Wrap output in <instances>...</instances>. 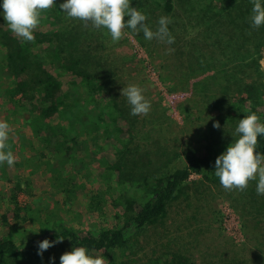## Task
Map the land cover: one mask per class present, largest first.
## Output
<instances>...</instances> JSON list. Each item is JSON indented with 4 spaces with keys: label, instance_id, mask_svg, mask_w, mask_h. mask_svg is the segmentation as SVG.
<instances>
[{
    "label": "trees",
    "instance_id": "obj_1",
    "mask_svg": "<svg viewBox=\"0 0 264 264\" xmlns=\"http://www.w3.org/2000/svg\"><path fill=\"white\" fill-rule=\"evenodd\" d=\"M61 2L56 0V5L41 12L32 41L18 37L0 16V120H6L13 133L3 150H10L17 158L12 167L0 164V204L6 205L0 214V264L14 259L47 264L53 246L42 255L37 254L38 242L45 237L62 236L63 240L56 244L70 249L83 245L92 255L125 251L147 227L167 217L170 206L183 196L193 176L221 185L214 174L215 159L221 153L209 144L201 151L187 153L182 161L172 160L159 167L152 162L139 165L141 154L131 146L138 115L130 114L131 106L118 91L116 74L107 71L111 62L94 48L93 43L99 39L92 41L95 33L86 26H59L65 15L59 9ZM233 7L238 11L236 16ZM228 8L226 17L234 24L228 33L238 35L240 31V36L256 49L254 53L261 55L264 25L257 28L251 24L252 0H239L237 6L230 3ZM176 10V0H163V13L171 16ZM71 21L76 22V18ZM252 65L246 66L259 78L252 84L233 87L224 78L227 86L220 85L221 108L246 105V113L255 112L264 122V111L250 104L259 93H264V69L256 61ZM67 75L77 77L78 81L68 82L65 87L61 78ZM26 129L30 131L29 137ZM101 140L110 148L114 144L110 141L114 140L116 153L113 159L102 158L107 168L96 178L89 171L91 162L84 156L82 160L81 153L90 152L93 158ZM28 149L33 153L28 154ZM256 150L264 153V136H258ZM49 156L50 160L45 162L54 184L46 191V199L21 203L19 197L25 190L21 172ZM77 164L81 166L76 168ZM82 178L92 187L88 188L86 215L79 202L81 191L87 190ZM99 178H105L104 188ZM240 190L255 202L256 187L250 181ZM113 191L117 195L109 199ZM56 194L63 195V202L54 200ZM108 204L115 209L113 218L105 226L89 227L90 220L106 217ZM254 220L264 224V200ZM28 222L34 225L33 230L21 232L22 225ZM15 233H27L28 239L20 244L12 237ZM167 263L193 264L188 257L176 253L171 254Z\"/></svg>",
    "mask_w": 264,
    "mask_h": 264
},
{
    "label": "rangeland",
    "instance_id": "obj_2",
    "mask_svg": "<svg viewBox=\"0 0 264 264\" xmlns=\"http://www.w3.org/2000/svg\"><path fill=\"white\" fill-rule=\"evenodd\" d=\"M230 3L237 6L239 0H176L175 15L168 16L171 18L168 28L174 36L171 44L157 38L145 40L142 32L127 27L122 30L119 41L113 42L106 29L95 28L91 22L71 21L73 18L66 14L61 18V28L86 26L95 33L92 41L99 38L93 43L94 48L111 62L107 71L116 74L120 95L123 87L136 84L150 101V111L138 114L134 123L131 146L141 154L139 165L152 162L159 167L172 160L182 161L187 153L201 151L208 144L222 153L237 138L235 127L239 119L248 114L245 111L247 106L221 108L220 88L227 86L225 79L233 87L249 85L259 79L246 65L253 67L252 62L256 61L264 69V48L257 56L254 46L240 36V31L238 35L228 33L234 26L226 17ZM131 4L146 14L145 23L153 31L158 27V18L167 16L162 11L163 0H131ZM232 11L234 16L238 14L236 8L233 7ZM43 29L47 30L46 27ZM61 80L65 87L68 82L78 81L72 75ZM104 97L110 99L108 93ZM253 102L250 104L264 111V93H259ZM29 133L26 129L27 137ZM10 136H13L11 131ZM110 142L114 143L111 148L105 141H99L93 158L90 152L81 153L82 160L84 156L91 162L89 171L94 177L107 168L104 159L101 161L103 157H115L116 142ZM32 153L28 149V154ZM49 158L39 159L21 172L25 189L19 197L21 203L46 199V191L49 192L54 184L45 162ZM79 166L77 164L76 168ZM82 180L87 190L81 191L79 202L86 215L88 188L92 187L87 180ZM99 181L103 182L101 188H104L105 178H99ZM249 181L256 187L257 179ZM116 195L113 191L108 197ZM62 196L56 194L54 200L63 202ZM262 200L264 195L257 192L253 203L238 188L226 189L193 176L183 196L170 206L167 217L157 225L147 227L127 250L104 253L106 264H168L173 253L188 257L193 264H264V224H257L254 220ZM4 205L0 204V214L6 210ZM105 211L106 217L90 220L87 225L105 226L108 219L113 218L115 209L108 204ZM33 228L34 225L28 222L20 231ZM12 237L21 244L28 239V234L15 233ZM69 250L55 244L50 255L55 257L54 264H60V255ZM5 264L31 262L14 259Z\"/></svg>",
    "mask_w": 264,
    "mask_h": 264
},
{
    "label": "clouds",
    "instance_id": "obj_3",
    "mask_svg": "<svg viewBox=\"0 0 264 264\" xmlns=\"http://www.w3.org/2000/svg\"><path fill=\"white\" fill-rule=\"evenodd\" d=\"M56 5V0H0V16L6 21L8 28L24 41L34 40L33 29L40 23V15ZM67 17L76 18L85 24L91 22L95 28L106 29L113 42L119 41L124 28H130L137 33L142 32L145 40L157 38L173 43L168 25L171 18L162 15L158 18V27L153 31L147 23V16L132 6L131 0H62L59 4ZM251 24L254 27L264 25V0H252ZM121 95L126 97L131 115L147 114L151 109L150 101L143 94V89L136 84H129L121 89ZM214 126H219L215 124ZM10 131L9 123L0 120V164L14 166L16 157L5 151L6 140ZM237 138L227 145L225 150L215 159L214 174L220 184L226 189L247 187L248 181L257 179L256 192L264 195V153L256 150L258 136H264V122L255 112H249L241 117L235 127ZM45 237L38 242L37 254L42 255L49 247L63 240ZM54 264L55 257H50ZM60 264H106L102 255L90 254L86 246H73L59 257Z\"/></svg>",
    "mask_w": 264,
    "mask_h": 264
}]
</instances>
